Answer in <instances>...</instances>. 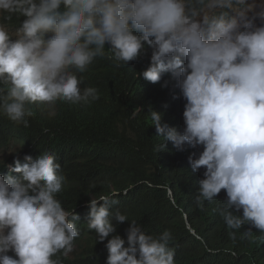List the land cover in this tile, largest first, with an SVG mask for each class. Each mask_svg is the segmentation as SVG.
<instances>
[{
	"label": "clouds",
	"instance_id": "obj_1",
	"mask_svg": "<svg viewBox=\"0 0 264 264\" xmlns=\"http://www.w3.org/2000/svg\"><path fill=\"white\" fill-rule=\"evenodd\" d=\"M14 16L23 18L15 34L0 22V110L11 121L27 127L26 105L35 102L54 115L58 100L99 99L95 88L81 89L76 73L105 56L106 43L117 66L150 46L139 75L158 83L171 73L186 101L183 131L151 111L157 136L181 151L203 146L189 156L193 172L205 169L197 203L223 189L228 228L251 224L264 233V0H0V18ZM25 160L0 175V264H58L52 257L73 251L79 216L56 198L65 177L55 156ZM115 203L109 196L90 201L88 228L99 241L116 231L113 220H128L110 211ZM171 239L167 230L153 236L132 221L127 246L119 235L108 239L106 264H175Z\"/></svg>",
	"mask_w": 264,
	"mask_h": 264
},
{
	"label": "trees",
	"instance_id": "obj_2",
	"mask_svg": "<svg viewBox=\"0 0 264 264\" xmlns=\"http://www.w3.org/2000/svg\"><path fill=\"white\" fill-rule=\"evenodd\" d=\"M227 11L229 17L234 15ZM22 19L14 16L5 22L20 26ZM105 47V56L76 73L82 78L81 89L95 88L99 99L87 104L58 100L54 115L40 102L26 105L32 111L26 117L27 127L0 110V152L14 146L0 161V175L7 176L6 165L14 166L17 158L24 164L29 163L26 155L33 161L42 153L55 156L65 177L56 198L65 210L79 216L74 223L80 234L74 238L73 251L67 255L61 251L52 258L58 264H106L108 239L119 235L127 246V230L135 221L147 234L171 233L169 247L175 250V264H264V233L251 224L240 229L226 225L221 215L225 190L212 201L197 203L205 169L193 172L189 156L198 157L203 146H186L181 151L157 136L151 111L162 114V124L179 131L185 126L186 101L177 79L166 73L160 82L152 83L139 75L149 66L150 46L137 59L119 66L110 58V44ZM162 143L165 147L158 151ZM101 196L117 201L111 212L128 217L123 223L113 220L116 231L104 241L88 228L90 201ZM102 203L98 201V206ZM232 211L242 215V209Z\"/></svg>",
	"mask_w": 264,
	"mask_h": 264
},
{
	"label": "rangeland",
	"instance_id": "obj_3",
	"mask_svg": "<svg viewBox=\"0 0 264 264\" xmlns=\"http://www.w3.org/2000/svg\"><path fill=\"white\" fill-rule=\"evenodd\" d=\"M0 22H3L6 24V26L9 28L10 32H12L13 34H15L16 30L20 27L19 25H15L12 26L8 23H6L5 21L2 20V18H0ZM257 23L259 24V21H257ZM14 146H11V148L9 149H4L3 151L0 152V161L6 159L9 154H11L13 152ZM8 255L13 256V258L15 257V253L12 251L8 252Z\"/></svg>",
	"mask_w": 264,
	"mask_h": 264
}]
</instances>
